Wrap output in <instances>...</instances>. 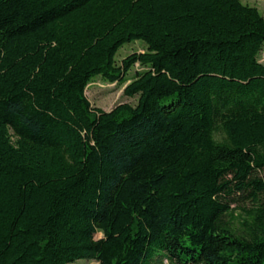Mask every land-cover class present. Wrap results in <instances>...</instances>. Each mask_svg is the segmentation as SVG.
Segmentation results:
<instances>
[{"label":"trees","instance_id":"obj_1","mask_svg":"<svg viewBox=\"0 0 264 264\" xmlns=\"http://www.w3.org/2000/svg\"><path fill=\"white\" fill-rule=\"evenodd\" d=\"M263 50L242 0H0V264H264Z\"/></svg>","mask_w":264,"mask_h":264},{"label":"rangeland","instance_id":"obj_2","mask_svg":"<svg viewBox=\"0 0 264 264\" xmlns=\"http://www.w3.org/2000/svg\"><path fill=\"white\" fill-rule=\"evenodd\" d=\"M244 3L251 6L257 7L260 12L264 15V0H242ZM146 49L145 43L141 40L135 43H129L122 47L117 55V63L121 64L122 60L134 51L143 52ZM261 61L264 62V50L261 54ZM139 68L136 65L130 73L129 76L132 77L135 71ZM126 85L121 86L119 84H111L103 80L101 77H95L94 81L89 85L87 90V95L91 100V103L95 107H99L106 111L113 109L116 105L124 102H129L131 104L137 103V97L130 98L124 94V88ZM102 234H97V237H101ZM69 264H99L94 260L80 259ZM159 264H172L168 259H163Z\"/></svg>","mask_w":264,"mask_h":264}]
</instances>
